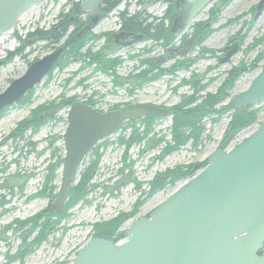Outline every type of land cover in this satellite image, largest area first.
I'll return each instance as SVG.
<instances>
[{
  "label": "rangeland",
  "instance_id": "1",
  "mask_svg": "<svg viewBox=\"0 0 264 264\" xmlns=\"http://www.w3.org/2000/svg\"><path fill=\"white\" fill-rule=\"evenodd\" d=\"M77 1L34 3L20 15L17 26L0 37V93L22 76L32 62L54 51L74 28L59 44H31L28 33L50 28ZM138 1L122 2L103 16L91 30L97 37L85 40L78 56L65 54L60 64L21 98L27 96V102L20 99L0 112V264H72L79 250L96 234H110L120 240L132 222L148 216L180 184L205 167L208 157L217 148L231 149L264 123L262 102L244 108L253 113L255 119L234 134H228L233 114L239 111L230 106V97L246 90L264 66V12L255 18L260 0H215L181 31L171 33L169 29L173 35L170 41L145 38L141 33L137 34L143 37L128 45H118L114 39L110 41L121 29V11L126 10L129 16L145 10L150 23L162 18L168 8L160 2L144 8ZM179 4L178 12L182 5ZM85 14L82 18L87 21ZM197 24L209 29L200 43L195 37ZM23 40H27L25 44ZM234 42L240 44L238 52L228 62L220 63L225 46ZM18 49V54L11 55ZM64 51L68 52V48ZM98 53L104 61H115L116 65L103 69L95 58ZM146 70L157 78L134 86L133 77ZM129 77L133 79L125 81ZM227 79L232 81L226 87L227 97L215 105L217 112L203 120L198 143L190 140L167 154L174 145L173 109L187 97L195 96L198 103L208 94L216 95ZM73 102L89 104L100 112L135 103L154 105L170 112L154 117L149 132L141 122L144 118L131 119L119 133L101 141L106 146L100 150L102 157L91 180L97 187L70 207L66 217L58 220L57 213L44 210L58 192L62 167L59 163L56 177L50 183L52 191L46 187L47 167L65 155L62 136ZM40 106L46 108L38 114L44 124L35 132L29 128L21 131L22 137H11L19 123L31 118L32 112ZM45 114L50 115L44 118ZM120 136L125 140L132 136L137 138L128 150L126 162L123 158L126 146L119 143ZM158 139L160 141L153 145ZM163 151L167 152L166 156ZM93 160L90 153L74 186ZM188 168L194 172L186 179L152 192L156 177ZM40 214L43 217L37 220L38 226L28 231L31 223L23 225L22 222ZM116 220L122 222L121 225L114 232L106 231ZM43 221L48 223L46 237L36 244ZM25 246L27 251L21 258L18 252Z\"/></svg>",
  "mask_w": 264,
  "mask_h": 264
},
{
  "label": "water",
  "instance_id": "2",
  "mask_svg": "<svg viewBox=\"0 0 264 264\" xmlns=\"http://www.w3.org/2000/svg\"><path fill=\"white\" fill-rule=\"evenodd\" d=\"M43 0H0V37L15 28L18 18ZM215 0H181L170 28L177 33ZM103 0H80L88 24L71 40L32 62L25 73L0 93V112L16 104L50 73L68 45L93 30L102 20ZM264 12V0L255 18ZM125 33L113 34L117 42ZM138 34L128 45L140 39ZM234 42L224 48L220 63L239 50ZM264 102V66L249 87L229 99L241 110ZM145 103L100 112L91 105L73 102L63 134L65 155L58 192L45 213H59L77 181L79 170L101 141L119 133L131 119L169 114ZM120 240L94 235L79 250L72 264H264V123L229 150L217 148L207 165L182 183L147 217L132 222Z\"/></svg>",
  "mask_w": 264,
  "mask_h": 264
},
{
  "label": "trees",
  "instance_id": "3",
  "mask_svg": "<svg viewBox=\"0 0 264 264\" xmlns=\"http://www.w3.org/2000/svg\"><path fill=\"white\" fill-rule=\"evenodd\" d=\"M68 1L72 2L73 0H68ZM122 2H127V0H103L101 5L102 17L110 13ZM158 2L164 3L168 6L167 11L165 12V15L162 18L157 19L155 22L148 23V20L145 17L146 15L145 10L139 11L136 14L129 16L127 14V11L124 10L119 13V17L121 18V29L129 32L141 33L144 35L145 38H153L156 40H160L164 38L170 41L173 38V35L169 33V29L171 26L172 18L177 13V5L180 3V0H139L138 1L140 5L144 6V8ZM83 15L85 16L86 14L83 13L80 8V0L77 2H73L69 12L67 14H61L56 24L52 25L50 28L46 30L36 29L31 33H28L27 37L28 39H31V44L37 42L59 44L63 40V38L67 35L69 30L71 28H74L73 32L65 40V42H67L71 40L78 32L83 30V28L87 25L88 20L84 21V19L82 18ZM168 22L170 26L168 25ZM207 33H209V29L203 28L202 24H197L195 29V37H197L196 42L200 43L202 38ZM96 37H97L96 35L92 34V32L89 31L80 38L74 39L68 45V52L64 51V53L60 56L59 60L55 64L54 68L56 67V65L60 64L62 59L65 57V54L78 56L80 49L83 47L85 43V40ZM26 41L27 40H23L22 42L25 44ZM18 52L19 49L16 52L11 53V55L18 54ZM101 56H102L101 53H98L95 55V58L97 57L96 58L97 62L101 64L103 69L112 68L114 65H116L115 61H104L101 58ZM133 78L136 79L134 86H141L145 83H149L152 80L156 79L157 76L150 74V71L146 70ZM132 79L129 77L126 78L125 81L130 82ZM229 84H232V81L227 79L216 95L208 94L202 99L201 102L198 103L196 102L197 98L195 96L187 97L186 98L187 100L183 101L181 104H179L173 109L172 133H173L174 145H171L169 147L168 153L163 151L164 153L163 155H165L166 153L170 154L171 152L185 145L190 140H192L194 143H198L200 135L202 133L201 127L203 120L208 116H210L213 112H217V110H215L214 107L215 105L219 104L221 101L226 99L227 97L226 87ZM196 96H198V94ZM26 97L21 99V102L23 103L27 102L28 99ZM45 109L46 108L44 106H40V108L34 110L32 112L31 118L20 122L10 136L22 137L21 131L28 130L29 128L32 129L34 132L37 131L44 124L43 123L44 121L41 120V116H39L38 114ZM44 116H45L44 118H46L47 115L45 114ZM155 119L156 118L154 117H146L141 120V122L145 124L147 132H149L152 129V125ZM254 119H255L254 114L248 112L247 109L235 111L230 123L228 134L230 133L234 134L236 131H238L241 128H244ZM129 123H133V122L129 121ZM135 139H137L135 136H132L129 140H125L123 136H120L118 139L120 144H125L126 146L125 149L126 154L123 157L124 162H126L127 160L128 150L131 149V145L134 143ZM159 141L160 139L156 140V142L153 143V145L157 144ZM105 146H106L105 142L99 143L91 152L94 156V160L92 161L91 166L81 175L79 183L70 189L69 199L67 200L64 209L61 212L55 214V216L58 217V220H60L62 217H66V211L70 207L80 202L81 200H84L86 195L90 193V191L93 188L95 189L97 187L96 185L91 184V180L93 178L92 176L93 172L97 167V165L99 164L100 159L102 157L100 150ZM58 165L59 163L58 161H56L51 163L47 167L46 187H48V189L51 191L53 187L51 186L50 183H52V181L56 177L55 172ZM121 171H123V169ZM192 172L194 171L191 170L190 168H188L186 171H182L179 169L168 171L162 174L160 178L156 177L154 179V181L152 182V192L154 193L156 191H159L163 189L165 186L172 185L181 179L184 180ZM5 186L6 185L4 184V187ZM9 188L12 187L9 186ZM41 217H43V214L38 215L36 218L28 219L22 222V224L30 225L31 223V225L28 227V231H33L38 226L37 220L40 219ZM121 223L122 222H120L119 220H116L115 223H113L112 225L106 228V231L110 229L111 232H114L121 225ZM47 228H48L47 221H43L41 224L40 233L35 239L36 244H39L41 240H43L46 237L45 233L47 231ZM104 235H108L109 237L111 236L110 234H104ZM24 251H27V247L21 248V250L18 252V255H20L21 258H23L24 256ZM21 252H23V255H21Z\"/></svg>",
  "mask_w": 264,
  "mask_h": 264
},
{
  "label": "flooded vegetation",
  "instance_id": "4",
  "mask_svg": "<svg viewBox=\"0 0 264 264\" xmlns=\"http://www.w3.org/2000/svg\"><path fill=\"white\" fill-rule=\"evenodd\" d=\"M179 5V4H178ZM177 5V10L179 9V6ZM177 13H178V11H177ZM177 13L173 16V18H172V22H173V20L175 19V17H176V15H177ZM116 33H125L122 37H120L119 39H118V41L116 42V44H118V45H122L124 42H127V41H129L131 38H133L134 36H136L137 35V32L135 33V32H129V31H125V30H122V29H120V30H118ZM112 36V35H111ZM111 39H114L115 40V38L114 37H110L109 38V40L111 41ZM49 110V109H48ZM46 115H50V114H46ZM47 117V116H46ZM93 151V150H92ZM91 151V152H92ZM90 152V153H91ZM59 163V162H58ZM59 166V165H58ZM58 166H57V168H58ZM6 186V188H7V184H5ZM97 235V234H96ZM99 235V234H98ZM108 236V235H107ZM112 236V235H111ZM60 264V263H59Z\"/></svg>",
  "mask_w": 264,
  "mask_h": 264
}]
</instances>
